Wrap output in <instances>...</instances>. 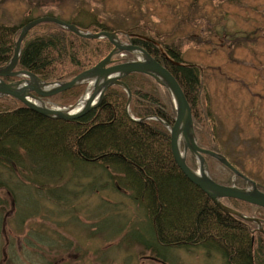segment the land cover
<instances>
[{"label": "trees", "instance_id": "trees-1", "mask_svg": "<svg viewBox=\"0 0 264 264\" xmlns=\"http://www.w3.org/2000/svg\"><path fill=\"white\" fill-rule=\"evenodd\" d=\"M32 20L26 18L19 25L0 24V67L10 61L20 29ZM68 23L90 33L114 31L95 18L85 25ZM135 29L137 26L127 29L129 38L121 36L120 40L144 49L177 81L191 110L198 147L223 155L240 171L217 146L216 122L201 69L185 63L180 48L161 43L148 25L141 28L142 34L134 33ZM112 48L106 39H82L43 23L24 38L15 71H28L48 84L66 83L95 66ZM115 59L126 62L134 56L124 53ZM122 81L131 93L127 111L126 92L112 86L97 108L68 122L43 117L13 98H0V168L6 174L13 173V164L26 180L31 175L33 184L42 186V180L61 178L67 166L75 171L92 165L106 172L117 188L128 190L133 202L143 210L150 238L147 241L141 237L134 242L153 258L163 263L166 260L156 248L200 250L207 257L218 254L223 264H264V209L234 199L221 200L245 217L257 219L263 233L256 224L220 211L187 180L173 159L170 134L162 124L172 126L176 117L168 92L141 74L128 75ZM85 89V85L78 86L50 101L60 107L71 106ZM205 161L216 184L231 186L234 182L245 187L244 181L234 178L214 159L205 156ZM186 164L196 170L195 159L189 153ZM256 184L264 192V187ZM5 188L0 179V189Z\"/></svg>", "mask_w": 264, "mask_h": 264}, {"label": "rangeland", "instance_id": "rangeland-1", "mask_svg": "<svg viewBox=\"0 0 264 264\" xmlns=\"http://www.w3.org/2000/svg\"><path fill=\"white\" fill-rule=\"evenodd\" d=\"M45 16L137 34L148 25L178 46L201 69L219 150L264 187V0H0V24ZM65 169L40 186L0 168V264H223L200 250L156 248L166 260H150L134 242L150 235L130 192L92 165Z\"/></svg>", "mask_w": 264, "mask_h": 264}, {"label": "water", "instance_id": "water-1", "mask_svg": "<svg viewBox=\"0 0 264 264\" xmlns=\"http://www.w3.org/2000/svg\"><path fill=\"white\" fill-rule=\"evenodd\" d=\"M50 23L56 25L75 36L87 40L106 39L112 50L109 54L92 68L76 75L66 83L48 84L41 81L34 74L19 70L15 71L21 54V45L27 33L36 26ZM120 36L129 38L125 32H99L90 33L82 31L75 25L63 22L53 17H41L25 24L19 31L14 42L13 55L10 61L0 67V98L10 97L28 108L29 110L49 119L72 121L76 120L91 110L97 108L112 86L121 87L127 94L126 111L131 101V93L122 79L131 74H141L153 79L161 88L165 89L172 99L176 117L172 126L162 123L170 134V149L173 159L192 184L197 186L212 203L224 214L236 217L243 222L254 223L257 230L263 233L261 224L257 219H250L244 215L223 205L221 200L234 199L264 209V192L260 191L256 183L238 172L225 157L198 147L193 129V121L190 107L185 96L174 77L159 63H157L144 49L133 46L130 43H122ZM128 53L136 57L135 60L119 63L114 58L120 54ZM3 79H18L5 83ZM81 85L87 88L78 101L69 107L60 108L48 101L51 97L71 90ZM87 95L86 99L84 97ZM83 99V100H82ZM82 106L78 109V104ZM189 153L197 164L194 171L186 164ZM208 156L228 169L236 178L243 180L246 188H238L234 184L229 187L216 184L209 175V169L205 161Z\"/></svg>", "mask_w": 264, "mask_h": 264}, {"label": "flooded vegetation", "instance_id": "flooded-vegetation-1", "mask_svg": "<svg viewBox=\"0 0 264 264\" xmlns=\"http://www.w3.org/2000/svg\"><path fill=\"white\" fill-rule=\"evenodd\" d=\"M11 166H12V169H14V172H16V171H17V169L14 167V165H13V164H11ZM14 172H13V173H10V172H8V173H9V175H10V174H15ZM18 173H19V172H18ZM4 174H6V173L4 172ZM7 175H8V174H7ZM149 259H150V260H152V261H154V262H157V260H156L155 258H153V257H152V258H151V257H149ZM157 263H159V264H160V262H157Z\"/></svg>", "mask_w": 264, "mask_h": 264}, {"label": "bare ground", "instance_id": "bare-ground-1", "mask_svg": "<svg viewBox=\"0 0 264 264\" xmlns=\"http://www.w3.org/2000/svg\"><path fill=\"white\" fill-rule=\"evenodd\" d=\"M86 97H87V95L84 97V99H86ZM82 100H83V99H82ZM81 106H82V101L78 104V106H77L76 109L80 108Z\"/></svg>", "mask_w": 264, "mask_h": 264}]
</instances>
